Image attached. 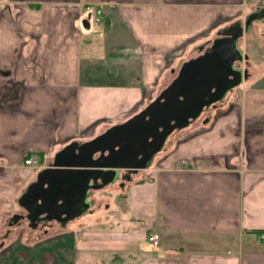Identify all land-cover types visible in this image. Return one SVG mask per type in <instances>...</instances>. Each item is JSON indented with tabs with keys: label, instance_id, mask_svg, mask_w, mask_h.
Masks as SVG:
<instances>
[{
	"label": "crops",
	"instance_id": "1",
	"mask_svg": "<svg viewBox=\"0 0 264 264\" xmlns=\"http://www.w3.org/2000/svg\"><path fill=\"white\" fill-rule=\"evenodd\" d=\"M96 6L105 10V28L88 23ZM263 6L264 0L3 3L0 264H264V18L239 39L241 83L208 107L201 123L180 128L179 143L142 168L143 176L122 182L117 204L96 190L81 215L47 226L55 231L47 242L3 226L9 212L14 220L25 213L19 200L60 150L140 112L170 84L178 64ZM195 47L202 52L192 57ZM30 157L37 162L26 164ZM101 207L107 212L83 222ZM152 233L159 234L157 246Z\"/></svg>",
	"mask_w": 264,
	"mask_h": 264
},
{
	"label": "water",
	"instance_id": "2",
	"mask_svg": "<svg viewBox=\"0 0 264 264\" xmlns=\"http://www.w3.org/2000/svg\"><path fill=\"white\" fill-rule=\"evenodd\" d=\"M264 6L224 30L204 53L185 61L172 82L145 108L87 141H73L39 173L19 202L35 213L53 214L63 225L94 204V191L125 179L122 170L147 168L169 136L188 126L203 111L223 100L241 83L245 72L239 39Z\"/></svg>",
	"mask_w": 264,
	"mask_h": 264
},
{
	"label": "rangeland",
	"instance_id": "3",
	"mask_svg": "<svg viewBox=\"0 0 264 264\" xmlns=\"http://www.w3.org/2000/svg\"><path fill=\"white\" fill-rule=\"evenodd\" d=\"M6 1H14V0H0V6L3 3H5ZM201 52L202 51L199 48H196L195 47V48H192L191 55H192V57H195V56L199 55ZM178 70H179V64L175 68V72L174 73H170L169 78H168V82L169 83H171L170 81L172 80V78L174 79L176 77V75L178 73ZM206 110H207V108L203 111V113L201 114V116L198 117V119H196L195 121H193V123H196V122L201 123L203 121L202 119L205 118V116L209 115L206 112ZM86 138L87 137L83 136V138L82 139H79V140L85 141V140H87ZM178 143H179V129L176 130V131H174L169 136V138L167 139V141H166V143L164 145L165 147H163V149L160 152L157 153V155L154 157V159L152 161V164L157 160V158H160V157L164 156L165 154H167L168 152H170ZM143 172L144 171H143L142 168L139 169L138 171H125L124 170V171H122V174H125V176H126V175H128V173H130L131 174L130 176H132L130 179L120 178L116 182H114L116 184V187L118 189L109 188V190H108L107 188H105V189L102 188L100 190H101V192L103 194H109L108 199H110L112 201V204L114 206L115 204H117L118 197L121 194V189H122V185L121 184H122V182H125V184H126L129 180H134L138 174H139V176H143ZM94 194H95V191H94ZM16 206H18V205H16ZM105 212H107L106 209L104 207L103 208L101 207L97 211V213H90L85 219H83V222L84 223H93L94 220H95L96 214H101V213H105ZM12 214L13 213H11V212L8 213V215H7L8 217H7V219L3 223L4 228H7V227L10 228V227H13V226L23 227L22 229H24L25 231H29V233H30V239H32V240L37 241V240H40V239H44L43 242H47L48 239H49L48 238L49 235L52 232H55L54 230L46 229V227H43L41 224H39V226L32 227L30 225V222L26 218L25 219H21V220H14V218L12 217ZM111 222L112 221L109 220V221H107V224H109ZM52 224H56L58 226H61V224L58 223L55 220L52 221ZM58 226H57V228H59ZM148 243H149V241H148ZM148 243H146V245H148ZM43 253H47V251L41 250L40 255L42 256ZM41 259H42V257H41Z\"/></svg>",
	"mask_w": 264,
	"mask_h": 264
},
{
	"label": "built area",
	"instance_id": "4",
	"mask_svg": "<svg viewBox=\"0 0 264 264\" xmlns=\"http://www.w3.org/2000/svg\"><path fill=\"white\" fill-rule=\"evenodd\" d=\"M88 23L90 26H100L102 28H105L107 26V18L105 10L102 6H96L94 10L91 11L90 16L88 17ZM26 164H35L37 162V159L30 157L26 161ZM182 164L185 167H188V163L186 160L182 161ZM259 237L264 240V232L259 234ZM149 241L157 246L159 244V234L158 233H152L149 236Z\"/></svg>",
	"mask_w": 264,
	"mask_h": 264
},
{
	"label": "flooded vegetation",
	"instance_id": "5",
	"mask_svg": "<svg viewBox=\"0 0 264 264\" xmlns=\"http://www.w3.org/2000/svg\"><path fill=\"white\" fill-rule=\"evenodd\" d=\"M122 171H124V170H122ZM122 171H121V175H122ZM125 171H128V170H125ZM34 213H35V211L33 209L32 210H28L27 209L25 211V213H23V215L20 218H18V220H21V219H25L26 218L30 222V225L32 227H36V226H39V224H41L43 227H46V229H48V227H47L48 225H51L52 224V221H54V220L57 221L55 219V217L53 216V214H49V213L42 214L39 219L31 220L30 219V216L32 214H34Z\"/></svg>",
	"mask_w": 264,
	"mask_h": 264
},
{
	"label": "trees",
	"instance_id": "6",
	"mask_svg": "<svg viewBox=\"0 0 264 264\" xmlns=\"http://www.w3.org/2000/svg\"><path fill=\"white\" fill-rule=\"evenodd\" d=\"M44 157H45V154L41 153L40 154V159L43 161L44 160Z\"/></svg>",
	"mask_w": 264,
	"mask_h": 264
}]
</instances>
